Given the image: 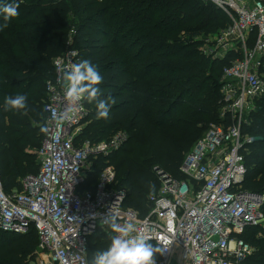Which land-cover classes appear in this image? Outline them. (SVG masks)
Instances as JSON below:
<instances>
[{
    "label": "trees",
    "instance_id": "16d2710c",
    "mask_svg": "<svg viewBox=\"0 0 264 264\" xmlns=\"http://www.w3.org/2000/svg\"><path fill=\"white\" fill-rule=\"evenodd\" d=\"M5 3L20 7L19 15L0 30L3 189L19 191L21 179L39 171L45 83L54 78L52 59L65 50L73 29L71 46L78 62L89 59L97 67L103 76L100 99L115 100L108 119H97L96 102L85 100L87 113L77 141L107 140L119 130L126 134L119 149L92 160L80 189L94 190L108 162L116 171L113 186L125 190L123 206L146 215L148 196L160 184L155 169L184 179L179 168L185 153L212 124L223 121L220 88L226 62L203 54L200 47L202 36L217 35L228 25L227 16L202 0H0ZM260 69L264 74V60ZM16 94H26L27 108L5 112L4 98ZM254 103L243 129L253 142L245 154L241 186L263 193L264 95ZM246 229L249 235L257 230ZM112 235L106 224L89 236L88 264L94 252L109 247ZM253 245L242 264H264V236ZM36 256L32 227L25 233L0 230V264H32Z\"/></svg>",
    "mask_w": 264,
    "mask_h": 264
},
{
    "label": "built area",
    "instance_id": "2783aa9c",
    "mask_svg": "<svg viewBox=\"0 0 264 264\" xmlns=\"http://www.w3.org/2000/svg\"><path fill=\"white\" fill-rule=\"evenodd\" d=\"M220 8L228 25L217 35L203 36L200 47L212 59H227L221 72V123L212 124L184 155L176 179L158 170L155 193L148 196L146 215L124 207L125 190L113 186L116 171L103 166L94 190L80 189L93 159L108 156L126 140L123 131L98 142H78L87 113L84 101L75 106L70 119L57 123L67 107L60 81L73 63L77 50L71 46L52 59L55 76L45 83L41 160L36 175L21 179V190L6 192L0 172V230L25 233L32 227L37 256L32 264H88L89 236L116 216L131 222L135 234L159 238L156 264H242L254 247L241 237L246 227L264 230V192L245 190V154L253 137L243 131L247 113L264 95V0H202ZM247 111V113H246ZM115 235V233H114ZM171 241V243H167Z\"/></svg>",
    "mask_w": 264,
    "mask_h": 264
},
{
    "label": "clouds",
    "instance_id": "9594fccd",
    "mask_svg": "<svg viewBox=\"0 0 264 264\" xmlns=\"http://www.w3.org/2000/svg\"><path fill=\"white\" fill-rule=\"evenodd\" d=\"M19 3H5L0 5V15L4 23L0 30L8 27L11 19L19 15ZM64 89V98L67 107L56 116L57 123L70 119L75 112L78 102L86 100L89 103L96 102V118L108 119L111 105L115 100L111 97L100 99L101 89L98 87L103 82V76L89 59H82L73 63L63 73L60 81ZM27 108L26 94H16L4 98V111L23 112ZM41 132H47V127L42 126ZM107 223L115 235L111 236V243L105 250H97L92 255L90 264H156L154 256L161 252L160 247H154L150 241L155 239L161 244L159 238H153L144 234H135L137 229L131 222L121 224L116 216H108L101 221ZM171 243V241H167Z\"/></svg>",
    "mask_w": 264,
    "mask_h": 264
},
{
    "label": "rangeland",
    "instance_id": "374dc122",
    "mask_svg": "<svg viewBox=\"0 0 264 264\" xmlns=\"http://www.w3.org/2000/svg\"><path fill=\"white\" fill-rule=\"evenodd\" d=\"M203 37V36H202ZM234 58H236L234 55H228V58L227 59H229V60H231V59H234ZM227 59H225V62H227ZM43 88H44V85L40 88V90H43ZM246 113H247V111H246ZM219 115H220V113H219ZM34 121V120H33ZM243 129H244V126H243ZM207 131V130H206ZM205 131V132H206ZM250 135V134H249ZM36 150L37 149H34V150H32L33 152L35 151L36 152ZM38 151V150H37ZM38 155V154H37ZM37 162H38V164H39V167H40V163H41V160H40V158H39V156H37ZM158 170H160V169H155V173H157L158 172ZM264 213V212H263ZM250 227H253V228H257V230L256 231H254L253 233H251L250 235H251V237H250V235L248 234V232H247V229L246 228H249V227H246L245 229H246V231L244 230V232L242 233V235H241V237L243 238V239H245V238H247V242L248 243H250L253 247H254V245L253 244H255L256 242H257V240H260L263 236H264V230L263 229H259L258 227H254V226H250ZM244 234H246V235H244ZM249 238H251V240L249 239ZM250 240V242H249V240Z\"/></svg>",
    "mask_w": 264,
    "mask_h": 264
},
{
    "label": "water",
    "instance_id": "95a60500",
    "mask_svg": "<svg viewBox=\"0 0 264 264\" xmlns=\"http://www.w3.org/2000/svg\"><path fill=\"white\" fill-rule=\"evenodd\" d=\"M158 168H156V170H157Z\"/></svg>",
    "mask_w": 264,
    "mask_h": 264
}]
</instances>
